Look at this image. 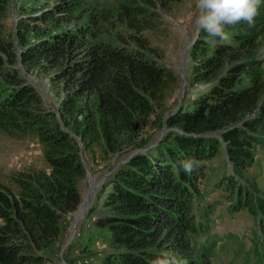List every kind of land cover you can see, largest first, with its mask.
<instances>
[{
    "label": "trees",
    "instance_id": "trees-1",
    "mask_svg": "<svg viewBox=\"0 0 264 264\" xmlns=\"http://www.w3.org/2000/svg\"><path fill=\"white\" fill-rule=\"evenodd\" d=\"M4 1L0 0L1 10ZM79 6L78 1H67L57 8L69 13ZM150 13L139 5H122L115 18L139 32ZM86 16L87 22L72 29L31 43L19 39L23 47L17 56L0 35V129L33 127L49 166V171L30 169L12 175L17 192L0 182V264H44L43 250L56 242L61 220L78 207L84 167L70 133L86 148L97 143L115 152L131 122L162 101L165 69L138 49L100 38L93 42L110 16L107 11ZM51 18L49 11L37 19ZM255 22H264V1ZM247 26L226 28L233 30V40H217L215 46L207 43L206 32L201 33L204 36L191 52L196 59L194 79L207 81L222 68L216 81L189 107H179L168 117L166 125L174 130L155 146L132 155L103 184L110 249L101 264H207L197 236L207 234L203 222L210 209L198 203L204 193L199 184L222 143L236 174L252 165L255 148L264 145L256 134L264 129V102L259 99V78L252 77V71L258 72L250 54L255 36L244 32ZM135 40L145 47L139 37ZM17 60L28 69L57 68L51 78L61 82L64 91L60 117L68 131L42 109L39 94L12 67ZM255 109L261 114L247 117ZM214 132L221 140L208 136ZM190 158L201 164L186 174L178 165ZM221 183L236 186L237 196L243 198L245 191L231 174L224 173ZM260 208L264 212L261 199Z\"/></svg>",
    "mask_w": 264,
    "mask_h": 264
},
{
    "label": "rangeland",
    "instance_id": "rangeland-1",
    "mask_svg": "<svg viewBox=\"0 0 264 264\" xmlns=\"http://www.w3.org/2000/svg\"><path fill=\"white\" fill-rule=\"evenodd\" d=\"M78 1L80 6L73 12L64 13L57 8L62 3ZM264 1V0H262ZM0 9V35L12 45L17 54L23 47L19 39L28 43L45 38L52 33L72 29L79 22H87L88 12L98 14L107 11L110 20L101 23L93 42L99 38L117 42L127 48L138 49L166 72V84L162 101L146 115L135 118L123 131L115 152L105 150L93 143L84 146V141L72 133L79 148V160L84 167V178L79 183L81 201L78 207L61 220V233L55 243L43 250L44 264H101L110 249L109 210L104 206L103 184L116 169L129 158L155 146L174 130L166 120L179 107H189L191 101L212 85L222 68L204 82H195L196 59L192 56L193 41L197 35L194 0H5ZM122 5H139L151 13L145 19L142 31L128 28L117 22L115 14ZM2 8V7H1ZM64 9V7H63ZM52 13L50 21L37 19L47 12ZM52 22H55L54 25ZM34 26L36 28H34ZM254 34L251 53L258 66L252 77L259 78V99L264 102V22H255L244 29ZM228 42L233 40V30H226ZM140 38L145 47L140 48L135 38ZM140 49H139V48ZM227 62L224 63L226 65ZM12 67L39 94L42 109L66 129L60 117V101L64 96L61 82L52 81L57 68L42 71L36 67L26 68L17 60ZM258 86V85H257ZM261 112L255 109L247 117ZM240 122L237 123V126ZM264 143V129L256 132ZM208 136L221 140L219 133ZM224 144L212 159L206 178L199 188L202 193L201 207L210 209L207 220V234L199 233L197 240L203 245L207 264H264V212L260 199L264 201V145L257 146L252 165L236 174L226 157ZM30 169L49 171L43 155V145L33 127L9 132L0 129V182L17 192L11 176ZM231 174L245 193L241 198L236 186L227 187L221 183L223 174ZM222 174V176H220ZM222 184V185H218ZM249 195L251 197H249ZM249 199V200H248ZM250 203L253 204L251 208ZM89 212L90 215H89ZM209 212V211H208Z\"/></svg>",
    "mask_w": 264,
    "mask_h": 264
},
{
    "label": "clouds",
    "instance_id": "clouds-1",
    "mask_svg": "<svg viewBox=\"0 0 264 264\" xmlns=\"http://www.w3.org/2000/svg\"><path fill=\"white\" fill-rule=\"evenodd\" d=\"M261 3L262 0H194L197 10L195 16L197 35L200 31L206 32L210 38L207 43L213 46L217 40L227 41L229 34L226 28L240 23L253 25ZM200 164L199 160L190 158L180 161L178 167L184 173L191 174ZM154 264L161 262L155 261Z\"/></svg>",
    "mask_w": 264,
    "mask_h": 264
}]
</instances>
